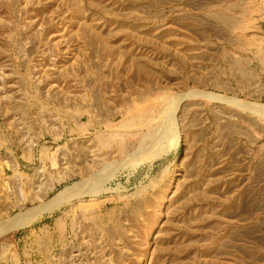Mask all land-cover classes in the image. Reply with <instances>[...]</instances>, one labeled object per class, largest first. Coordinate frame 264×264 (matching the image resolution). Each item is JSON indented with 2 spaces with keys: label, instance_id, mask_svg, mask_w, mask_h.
Segmentation results:
<instances>
[{
  "label": "rangeland",
  "instance_id": "obj_1",
  "mask_svg": "<svg viewBox=\"0 0 264 264\" xmlns=\"http://www.w3.org/2000/svg\"><path fill=\"white\" fill-rule=\"evenodd\" d=\"M21 215L0 264H264V0H0Z\"/></svg>",
  "mask_w": 264,
  "mask_h": 264
},
{
  "label": "bare ground",
  "instance_id": "obj_2",
  "mask_svg": "<svg viewBox=\"0 0 264 264\" xmlns=\"http://www.w3.org/2000/svg\"><path fill=\"white\" fill-rule=\"evenodd\" d=\"M211 98H212V96H211ZM220 98V97H219ZM214 99V98H213ZM219 100V99H218ZM235 102V101H234ZM231 103V102H230ZM238 106V105H237ZM249 106V105H248ZM244 107H245V105H244ZM253 107V106H252ZM248 108V107H247ZM246 109V108H245ZM257 109V111L259 110L260 111V109H258V108H256ZM251 110V109H250ZM254 110V109H253ZM255 112V111H254ZM162 140V139H161ZM169 142H172V141H169ZM161 143V142H160ZM162 144V143H161ZM166 144V143H165ZM172 146H177V142H176V140H175V142L173 141V144H172ZM171 146V147H172ZM166 151V150H165ZM69 191V190H68ZM66 193V192H65ZM70 193V192H69ZM66 195H67V193H66ZM71 195H72V193H71ZM60 197V196H59ZM71 197V196H70ZM62 200H63V198H62ZM65 200V199H64ZM59 201H61V200H59ZM56 204H58L59 205V203H56ZM58 205H56V206H58ZM53 206H55V205H53ZM53 208V207H52ZM34 211V210H33ZM39 211V210H38ZM22 216L23 215H21V216H18L16 219H14L12 222H10L9 223V225H6V227H4L3 225L1 226L0 225V235H1V233L3 232H5L4 231V229L6 230H8L9 228H14V229H16V228H19V227H22V226H24V225H26L27 223H28V219H25V217L24 218H22ZM28 216V215H27ZM30 216H31V214H30ZM38 216V215H37ZM29 218H32V217H29ZM7 232V231H6Z\"/></svg>",
  "mask_w": 264,
  "mask_h": 264
}]
</instances>
